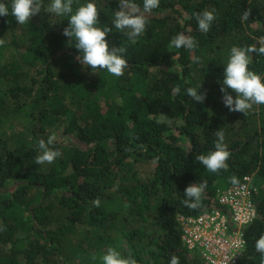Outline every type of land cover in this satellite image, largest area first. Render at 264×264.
Returning a JSON list of instances; mask_svg holds the SVG:
<instances>
[{"label":"trees","instance_id":"16d2710c","mask_svg":"<svg viewBox=\"0 0 264 264\" xmlns=\"http://www.w3.org/2000/svg\"><path fill=\"white\" fill-rule=\"evenodd\" d=\"M96 2L101 26L112 28L118 0ZM132 2L143 13V0ZM205 10L215 13L207 33L196 19ZM146 15L135 42L114 27L107 35L126 48L119 77L78 62L63 34L66 17L43 9L23 25L11 14L0 17V264H102L109 247L123 253L120 236L153 244L154 264L172 256L203 264L183 246L179 216L222 208L216 191L232 185L233 175L264 183V104L244 114L186 92L198 72L218 85L233 46H264V0H160ZM180 32L196 46L175 48L171 40ZM251 57L249 67L264 74V54ZM16 122L28 135L4 132ZM51 129L62 137L54 144L61 154L45 171L36 163L38 141ZM218 130L231 155L228 167L213 173L195 156L214 150ZM202 180L200 207H187L183 190ZM254 202L257 216L243 229L237 264H264L255 248L264 235V186ZM127 220L155 228L126 230Z\"/></svg>","mask_w":264,"mask_h":264},{"label":"clouds","instance_id":"9594fccd","mask_svg":"<svg viewBox=\"0 0 264 264\" xmlns=\"http://www.w3.org/2000/svg\"><path fill=\"white\" fill-rule=\"evenodd\" d=\"M75 0H0V17L11 14L18 24H26L29 20L44 12L61 18L68 19V25L63 29V34L73 40L78 50V62L93 69H105L113 76L119 77L124 74L128 61L125 58L126 48L110 44L107 35L114 27L119 32L126 34L130 41L142 35L147 24V13L160 5V0H143V13L138 12L137 5L132 0H118V9L114 11L112 25L101 26L99 21V9L96 0H84L74 7ZM197 24L201 32L207 33L215 20L214 11L205 10L197 14ZM175 48H194L197 41L185 32H180L171 40ZM259 52L264 54V46L242 47L233 46L227 62L223 64L222 80L219 81L222 101L229 111H238L246 114L254 104H264V74L253 71L249 65L252 63L251 54ZM94 72V71H93ZM201 81L197 86L186 89L195 102H203L207 96L206 91L201 90ZM229 90L235 93L231 94ZM55 137L49 135L47 139L38 141L40 154L36 156L37 164H51L60 156L59 149L54 147ZM214 150L200 153L195 156L196 161L202 164L208 171L216 173L228 167L226 161L231 153L225 143L223 130L216 132ZM230 182L239 183L233 175ZM207 188L206 181L189 184L183 190L185 199L182 201L187 207L196 209L202 203V197ZM97 205L99 201H96ZM255 248L264 254V235L255 241ZM95 259V257H93ZM102 264H138L131 255H123L115 247H109L100 256ZM169 264H180L179 257L172 256Z\"/></svg>","mask_w":264,"mask_h":264},{"label":"built area","instance_id":"2783aa9c","mask_svg":"<svg viewBox=\"0 0 264 264\" xmlns=\"http://www.w3.org/2000/svg\"><path fill=\"white\" fill-rule=\"evenodd\" d=\"M257 192L252 176L245 175L238 184L216 191L215 200L222 208L179 216L183 246L203 264H237L245 247L243 229L257 216Z\"/></svg>","mask_w":264,"mask_h":264},{"label":"rangeland","instance_id":"374dc122","mask_svg":"<svg viewBox=\"0 0 264 264\" xmlns=\"http://www.w3.org/2000/svg\"><path fill=\"white\" fill-rule=\"evenodd\" d=\"M197 56V57H196ZM196 56H193L194 60L198 63H201L200 60V56L196 54ZM198 66V64H197ZM194 80L196 82V86L200 83L201 81V85H202V89L203 91H206V93L208 95L211 96V98L213 100H216L221 106H224V103L222 101V93L220 92V85H216L213 86L211 85L213 83V81L208 80V76H203L201 73H197L194 76ZM219 82V81H218ZM231 92V94L233 96H235V93L232 92V90H229ZM252 108V107H251ZM250 109L247 110V114H249ZM4 132H6L7 134H10L11 136H15V137H24L25 135H28V130L25 126L22 125L21 122H16L14 124L8 125L6 126V128L4 129ZM51 135H53L55 137V139H62V137L60 136L59 133H57V131H54L53 129L50 130ZM57 162V158L51 163V164H42V169L43 170H48L50 167H52L55 163ZM257 181L258 183V187H262L264 186V183H262L260 181L259 178L254 179ZM257 187V188H258ZM125 224H128V226L125 228L126 230H130L131 228H137V227H141L142 230H146L147 227L151 226V228H155V223L154 226L150 225L148 223V220L142 222L140 220H133V222L131 223L129 220L126 221ZM121 239H118L119 243H120V247L122 248V251L124 255H128L131 254L133 257L138 256L139 260L138 264H154V261L151 257V251L155 250V247L153 244L147 245L145 244L143 246L142 242H145L146 240L138 238L137 240H129L126 237L120 236ZM135 242H139L141 245L140 246H136L134 243ZM137 248L139 250H137ZM107 251V249H106ZM136 259V258H135Z\"/></svg>","mask_w":264,"mask_h":264}]
</instances>
